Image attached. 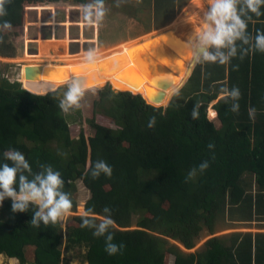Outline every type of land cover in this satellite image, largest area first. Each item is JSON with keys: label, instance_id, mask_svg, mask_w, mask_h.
<instances>
[{"label": "trees", "instance_id": "trees-1", "mask_svg": "<svg viewBox=\"0 0 264 264\" xmlns=\"http://www.w3.org/2000/svg\"><path fill=\"white\" fill-rule=\"evenodd\" d=\"M141 1L151 10L149 20L138 10L130 13L121 8L113 13L114 0H0V55H17L10 37L19 34L20 27L54 26L73 10L101 7L103 16H131L140 24L136 34L142 36L166 25L191 0ZM261 12L260 16L250 13L249 44L237 41L238 54L228 63L198 61L168 106L148 103L142 91L127 90L143 96L116 93L110 80L88 89L97 107L94 113L105 114L116 128L93 117V130L82 129L73 137L59 107L60 89L36 93L27 84L40 81V86L53 89L72 81L43 80L35 66H30L34 75L30 79L21 71L27 88L20 81L2 78L0 161L6 150L14 148L25 155L33 172L51 165L62 175V190L72 200V212L78 210V181L89 194L86 213L71 214L66 232L61 220L32 225L34 208L13 212L11 199H5L0 205V256L27 264L26 249L33 247L31 264H61L64 248L79 246L85 247L88 264H170L171 256L173 264H264V230H234L228 238L217 234L228 228L264 229V52L254 47L257 31H264V5ZM33 14L38 16L36 22L30 21ZM84 39H54L51 45L72 57L87 50L70 54L68 44L97 45L94 37ZM123 40L103 47L112 49L126 43ZM47 47V40H40L39 49L46 53ZM243 49L247 51L241 54ZM82 77V86L93 85V80L91 85L80 81ZM233 87L241 93L235 101L225 91ZM234 102L239 104L236 111ZM152 118L155 124L149 127ZM101 159L112 167V175L94 178L91 169ZM203 161L209 166L200 171ZM192 169L195 175L187 178ZM106 206L114 222L109 229L112 242L121 246L115 254L105 250L104 236L82 226L84 217L103 219ZM205 233L210 237L196 248Z\"/></svg>", "mask_w": 264, "mask_h": 264}, {"label": "clouds", "instance_id": "clouds-1", "mask_svg": "<svg viewBox=\"0 0 264 264\" xmlns=\"http://www.w3.org/2000/svg\"><path fill=\"white\" fill-rule=\"evenodd\" d=\"M208 5V9L203 12L199 27L193 33L194 40L191 41L195 58L197 61L225 64L238 54L237 41L249 44L247 29L248 21L252 19L250 13L260 16L264 0H208ZM4 26H9L7 21ZM254 47L264 52V31H257ZM246 51L247 49H243L241 54ZM225 91L233 101L237 100L241 94L238 87H233L230 91L225 89ZM178 93L179 88H174L173 94ZM83 94L84 89L81 83L73 80L68 84L59 107L64 112H68L73 107H79ZM238 108L239 104L234 102L232 110L236 111ZM192 116L196 118L195 109L192 111ZM154 124L155 118L150 119L148 126L153 127ZM3 158L4 160L0 161V205L5 199L10 198L13 212H26L34 208L30 223L37 227H40L41 223L45 226L56 224L69 213L72 200L69 194L62 190L64 180L58 170H54L51 165H41V171L33 172L25 155L14 148L6 150ZM208 166V161H203L198 167L200 171H203ZM195 173L196 169L190 170L187 178H192ZM101 174L112 175V167L102 159L97 160L91 169V175L94 178ZM103 213V219L100 220L82 218V226L93 228L95 236H104L105 250L109 254H115L121 246L112 242L113 235L109 231L114 223L111 218V208L106 206Z\"/></svg>", "mask_w": 264, "mask_h": 264}, {"label": "rangeland", "instance_id": "rangeland-1", "mask_svg": "<svg viewBox=\"0 0 264 264\" xmlns=\"http://www.w3.org/2000/svg\"><path fill=\"white\" fill-rule=\"evenodd\" d=\"M114 1L115 4L113 7L114 9L113 13L120 11L121 8L126 9L127 12L130 13H133L134 11L138 10L139 15H141L144 19L146 20L150 19L151 10H149L150 8L146 6V4L141 0H114ZM191 1H190L191 3L198 5L203 11H206L209 7L208 2L206 0H191ZM189 3L175 16L174 19L169 21L166 24V26L168 25L171 27L174 26L175 24L172 23H174V20L180 17L181 18L180 20H183V22L190 24L189 31L194 32L195 29H197L200 25L202 15H196L195 12L193 13L191 11H189L191 13L185 15V9L189 5ZM101 11H102L101 7L100 8L85 7V9H82V12L79 10L70 11V13H68L67 15H64L62 16V18H59V21L54 26H48V25L36 26L34 24L32 26L20 27L19 28L20 33L13 34L10 37V41L13 42L14 45L16 46L17 55L12 57H4L0 55V81L2 80V78H7L10 81L21 82L20 79L21 71H25L27 65H29L28 69H30V66H35L36 68H38V70L34 72L37 73V75L39 76L41 73L40 69L42 68L43 65L48 63H59V61L63 63L62 61H66L67 59L71 58L61 55L58 48L54 46L52 48L51 40L54 39H58L62 41L64 40L65 42L67 38V40L71 42L72 39L77 40L80 36H83L85 37V39L88 40L94 37L96 39L95 42L97 43V45L95 46V48L91 50L92 51L91 53H93L91 54V56H97L99 55V53L103 52L102 51L104 49L103 46L105 45H114L119 43L125 38L129 39L130 37L133 38L140 36L136 34V32L140 31L141 29L140 24L137 20H135L131 16L128 15L122 16L116 14V15H111V17H109V15L108 16L101 15ZM37 17H38L37 15L34 14L31 15L30 21L36 22ZM155 30L157 29L152 30L151 33L155 32ZM100 36L102 38H100ZM38 39L47 40L48 47L46 50L48 49L49 50L47 52V57L45 59L46 60L45 62H40V59L32 57L37 53L30 52V49L32 48L39 49L40 40ZM62 46H63L62 49L65 51L64 45ZM68 84L69 83L58 85L55 88H53V90L59 88L62 95L64 96V92L67 90ZM86 88L90 89L92 87L83 86L85 92L80 99L79 107H73L68 112H65V114L67 115V119L70 122L71 134L73 137H78L82 129H86L88 132L92 131L93 127L90 124V120L93 117H95L96 121L99 123L106 124L108 126H113L114 128L117 127V125H115V123L110 118L106 117L105 114L102 115L100 113H96V114L94 113V110L97 107L94 105L93 94H91L90 92H86L88 90ZM215 102L216 101H213L212 103ZM212 118H214V116ZM77 184H78V210L76 212L69 211V213L61 219L65 232H66L67 222L71 214L86 213L84 211V203L88 197L89 192L81 181H78ZM1 215L2 212L0 210V217ZM234 230H245V231L256 232L261 230L263 231L264 229H260L256 227L253 228L240 227L238 229L228 228V229L219 230L217 234L224 235L225 238H228L229 233H231ZM209 237L210 235L205 233L202 239L197 244L196 248L200 247ZM70 250L71 249L64 248L63 250L64 255L61 264H88L84 255L85 247L77 246L73 250L71 251ZM26 256L28 261L27 264H31L34 258L33 247H28L26 249ZM173 259H174L173 256H171L170 264H173ZM0 264H21V263L19 261L13 263L7 256L3 254L0 256Z\"/></svg>", "mask_w": 264, "mask_h": 264}, {"label": "bare ground", "instance_id": "bare-ground-1", "mask_svg": "<svg viewBox=\"0 0 264 264\" xmlns=\"http://www.w3.org/2000/svg\"><path fill=\"white\" fill-rule=\"evenodd\" d=\"M190 3L185 9V15L191 12L203 15L204 11L198 5ZM180 19L174 20L172 24L175 25L172 27L165 25L119 47L104 48L97 56H91L93 53L89 50L72 56L62 64H45L39 77L48 81L65 82L74 80L70 72L75 71L71 74L78 75L76 80H79L80 75L93 76V85L110 80L114 87L121 90L142 91L149 100V94L157 95L159 90H164L158 84L159 81L166 80L175 87L190 71L195 57L191 42L194 40V32L189 31L190 24ZM63 74L68 75L62 76ZM138 80L141 83L135 84L134 81ZM165 91L166 95L161 103L169 98L170 90Z\"/></svg>", "mask_w": 264, "mask_h": 264}, {"label": "water", "instance_id": "water-1", "mask_svg": "<svg viewBox=\"0 0 264 264\" xmlns=\"http://www.w3.org/2000/svg\"><path fill=\"white\" fill-rule=\"evenodd\" d=\"M128 40V39H127ZM124 42H126V40H123ZM122 42V41H121ZM120 43V42H119ZM95 47V43L93 42H83V44L79 43V41H76L74 43H71L70 45H68V52L70 54H74V53H77L80 51V49L82 48L83 50H91ZM32 53H38V49H35L33 50ZM63 63L66 62V61H62ZM60 64L61 61H59ZM198 63V61L196 60V58L194 57L193 60H192V63L190 65V71L188 72L187 76L180 82L178 83L175 87H172V84L171 82H168L166 80H163L160 82H158V84H160L162 86V88L164 90H159L158 94L157 95H153V94H149L150 97H149V100L146 99L141 93H133L131 91H127V90H121L117 87H114L113 85H111L110 83H104L103 85L105 84H110L111 87L114 89V91L116 93H119L121 91H127V92H130L132 95H142L143 98L150 104H153L155 106H168L169 103L171 102L174 94H173V89L174 88H179V90L186 84V82L188 81V79L190 78V75L192 74L193 72V69L194 67L196 66V64ZM29 65L26 66V69H25V76L27 79H30L29 77H34V75L32 73H29V69H28ZM72 71V69H71ZM75 73V71H72L70 72V75L71 77L76 80L77 79V76L78 75H73L72 74ZM65 75H68V74H63L62 76H65ZM67 77V76H66ZM94 79V77L92 76H88V75H83L82 79L80 81H82L83 83L87 84V85H91V82ZM33 81H28L27 84H29L31 87H35L33 89H30L28 88L29 90L33 91V92H36V93H45V92H48V91H51L53 89H45L43 86H40L41 84H39L40 81H36L35 83ZM70 83V82H69ZM135 84H138V83H141L140 80L138 81H134ZM100 85V84H98ZM98 85H93V86H90V87H95V86H98ZM102 86V85H101ZM24 88H27L25 85H23ZM43 87V89H41ZM88 89V88H86ZM165 90H170V95H169V98L167 99V101L165 103H161L163 101V98L165 97L166 95V91Z\"/></svg>", "mask_w": 264, "mask_h": 264}, {"label": "flooded vegetation", "instance_id": "flooded-vegetation-1", "mask_svg": "<svg viewBox=\"0 0 264 264\" xmlns=\"http://www.w3.org/2000/svg\"><path fill=\"white\" fill-rule=\"evenodd\" d=\"M35 49H37V48H32V49H30V52L32 53L33 52V50H35ZM35 57H38V59H40V57H41V59H40V62H45L46 60V57H47V52L45 53L44 51H42L41 49H38V53L36 54V55H34ZM36 61H38V60H36ZM34 64V63H33ZM40 71H41V69H40Z\"/></svg>", "mask_w": 264, "mask_h": 264}, {"label": "snow or ice", "instance_id": "snow-or-ice-1", "mask_svg": "<svg viewBox=\"0 0 264 264\" xmlns=\"http://www.w3.org/2000/svg\"><path fill=\"white\" fill-rule=\"evenodd\" d=\"M127 75V74H126Z\"/></svg>", "mask_w": 264, "mask_h": 264}]
</instances>
